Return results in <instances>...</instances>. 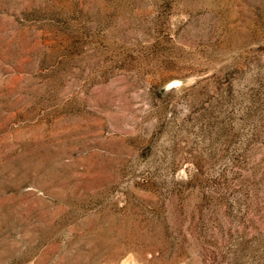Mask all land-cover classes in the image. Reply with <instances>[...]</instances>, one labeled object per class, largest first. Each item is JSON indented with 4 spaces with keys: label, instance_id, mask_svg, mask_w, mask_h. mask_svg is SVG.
Masks as SVG:
<instances>
[{
    "label": "rangeland",
    "instance_id": "374dc122",
    "mask_svg": "<svg viewBox=\"0 0 264 264\" xmlns=\"http://www.w3.org/2000/svg\"><path fill=\"white\" fill-rule=\"evenodd\" d=\"M0 264H264V0H0Z\"/></svg>",
    "mask_w": 264,
    "mask_h": 264
}]
</instances>
